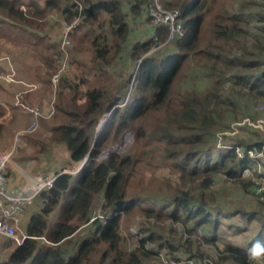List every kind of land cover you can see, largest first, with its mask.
Wrapping results in <instances>:
<instances>
[{
  "label": "trees",
  "instance_id": "obj_1",
  "mask_svg": "<svg viewBox=\"0 0 264 264\" xmlns=\"http://www.w3.org/2000/svg\"><path fill=\"white\" fill-rule=\"evenodd\" d=\"M42 1L40 6L30 0L28 10L22 0H0V34L21 33L19 44L30 52L38 83L29 89L0 80V100L12 111L10 116L0 104V149L33 118L15 104V96L31 106L49 101L53 93V113L40 118V130L28 134L13 160L29 169L38 156L59 155L61 148L66 156L51 166L57 174L52 187L36 195L39 209L27 219L26 237L0 264H160L159 251L171 259L248 264L256 248L264 257V210H257L264 201L256 200L249 212L256 211L260 221L247 246L227 244L218 254L209 253L201 245L216 236L196 233L200 226H216L222 209L217 192L199 186L201 176L224 174L245 193L255 181L241 176L242 170L257 177L264 173V158L246 153L260 150L264 137L254 133L248 140L235 138L232 148L215 147L216 133L229 125H220L227 119L224 112H236L233 94L264 101V0H162L180 11L183 35L166 41L167 28L157 26L152 37L131 45L118 0H78L80 11L74 0ZM100 8L107 19L98 18ZM145 9V0H131L132 15ZM49 13L65 22L79 16L68 58L76 72H63L55 91L51 76L60 41L51 40L48 31L58 23L46 20L45 30L39 22ZM153 46L162 53H150ZM178 73L181 79L172 87ZM127 130L133 134L131 149L100 159ZM83 159L76 176L59 172ZM158 166L168 167L178 181L146 182L145 171ZM97 203L104 218L89 221Z\"/></svg>",
  "mask_w": 264,
  "mask_h": 264
},
{
  "label": "rangeland",
  "instance_id": "obj_2",
  "mask_svg": "<svg viewBox=\"0 0 264 264\" xmlns=\"http://www.w3.org/2000/svg\"><path fill=\"white\" fill-rule=\"evenodd\" d=\"M22 1H24L23 5L25 7H26V4H30V0H22ZM145 1H146V9L144 12H145V15L147 16V18L149 19V21L151 22L152 26L154 27V29L157 26H162V25L153 24L152 18L149 17L147 14V0H145ZM161 1L162 0H159V2L163 5V3ZM38 2L40 4V6L43 4L42 0H38ZM23 5L21 6V8L23 10H25V12H26V8L28 9L29 7L27 6L25 8ZM81 5H82V3H81ZM163 7L166 9L178 10L177 8H167L164 5H163ZM98 11L104 12V10L101 8ZM58 15L59 14H57V13L45 14L39 22H41L44 25L45 30L48 27L46 24V20H50L51 23H53L55 21L58 23V24L55 23L54 27L48 31V35H49V38L51 40L56 41V42L60 41V43H59V47H60L61 43H62L61 35H62L63 26L65 23H70V22H65L64 19H61V17ZM77 17H76L77 18V24H76L75 28L72 29L67 35V39L69 41V44L66 46V50L68 51V54H69L68 58H70V49L73 50V45L77 41L75 39H76V34H77V28H78L77 25H78V21H79V16H77ZM136 27H138V26H136ZM163 27H165V26H163ZM3 32H8V31H3ZM167 32H168V30H167ZM10 34L11 35L0 34V66L2 67V70H0V77H1V75L6 77V75L4 73H7L15 81H9L8 77H6V78L1 77L0 80L4 81L5 83L19 82V83H22L25 86H27L29 89H34L36 86H38V83H37V79L34 77L35 65L31 61L30 52L27 51L26 48H24V46L19 44V43H21V39H20V37L22 36L21 33H19L18 31H11ZM55 34H57V35L55 36ZM144 36L145 37L140 41H144L146 39L147 36L146 35H144ZM28 40H30V38H28ZM173 40H175V39H173ZM134 41H136V40H131L130 43L128 42V44L131 45ZM157 47L158 46L151 47L149 52L157 54V55L159 53H162V51H160V49H156ZM155 49H156V51H155ZM263 55H264V52H262L261 57H263ZM56 66H57V60H56ZM75 68H76V66L74 64H72V63L70 64L68 62L67 68L64 70V73L68 72L67 74L69 75L70 73L76 72ZM57 69H58V66H57ZM182 70H184V68H182L180 70V72H182ZM180 79H181L180 73H178V76L174 80L172 87L174 86L175 82L180 81ZM59 80H60V78H59ZM116 81H118V79L114 80V82H116ZM30 84H34L35 87L32 88L31 86H29ZM58 85H59V81H58L57 87H58ZM52 88H53V86H52ZM40 94L44 95V92L41 91ZM52 95L53 96L50 98L49 101L46 99H42V101H44V102H42L41 104H34L31 106L40 107L42 109V111L45 112L46 110H48L50 108V106L53 107L54 94L52 93ZM233 99L235 100L236 107H237L236 112L235 113L224 112L225 118H227V119L225 122L224 121L221 122L220 125L223 126L226 123L231 124L232 122H236V121L240 122L245 118H250L251 120H258L259 119L258 122H259V125L261 126V129L260 128L255 129V128H253V127L251 128L250 126H247V125H242V127L239 129V131L237 133L232 134V135H228V136L225 135L219 141H221V143L225 144V145H233L232 142L234 141L235 138H244V139L248 140L250 138L255 137L254 133L258 134L259 138L264 137V101L261 99H258V100L253 99L249 96H239L237 94H233ZM15 100H18L17 96H15ZM15 100H14V102H15ZM18 102H19L18 104L21 105L20 103H22V102H20L19 100H18ZM0 104L3 105L7 109V114L10 112V116H11L12 111L8 110L6 103L4 101L0 100ZM22 104H24V103H22ZM53 110H54V108H53ZM40 118H44V117H40ZM40 118L38 119V124H39ZM103 119L102 120L100 119L101 121L99 122L98 127H97L98 130L100 129V125H101V122L103 121ZM27 123H28V121H27ZM30 124H31V122L25 128L15 132L13 135V138L11 139L12 141H10V143L7 144V146L5 145L0 150H5V149L12 147L15 135L18 132H25L22 135L23 137L20 140V142L15 146L14 154H15L16 150L22 149V147L26 143V141H25L26 137L28 136V134L30 132H32V131H30V132L25 131V129ZM38 124H37L36 128L33 130L34 133H36L40 130ZM228 127H229V125H228ZM132 143H133L132 131H130V130L124 131V133H122L120 135V137L118 138V140L114 144L107 146L106 148L109 147L108 149L105 148L106 150H104L101 157L102 158L106 157V156H104V154L107 155V154H109L110 151L124 153V152L128 151L129 149H131L130 147L132 146ZM215 147L220 149L217 145H215ZM56 152L57 151L51 152L46 156L45 155L44 156H42V155L38 156V158H39L38 162L33 163L29 167V169L23 168L22 166L18 165L17 162H14V160H13V165L8 166L6 168V172H8L9 168L13 171V174H11V175L8 174V182L10 184V187H12V188L17 187L19 184H21L22 181L25 180L27 175H33L36 173H39L44 177H53L54 176L56 178L57 174H55V172L51 170V166H53L55 163H57V164L61 163L62 164L63 163L62 158L66 156L65 150L62 148L58 150L59 155H56L55 154ZM14 154H13V156H14ZM61 156H62V158H61ZM84 160L85 159H83L81 161L85 163ZM81 161L75 163L73 166L62 168L61 170L59 169V172L65 173L63 171H66L67 173H69L73 176H76L80 172L82 167L79 169V171H77L75 173H74V171L76 168H78L81 165V163H82ZM255 168H256L258 173L261 172L260 162H258V165H256ZM12 176H14L13 181H9L10 180L9 178ZM241 176H243V177L252 176L253 180L255 181L253 183V185L250 187V189H248V191H246L245 193L240 192V189L234 184V182H230V181L226 180V176L224 174H218L215 176L203 175L198 179L199 186H201L203 188H208L209 191L213 190V191L217 192V200L222 206V209L220 210V213H219L220 214L219 217H216L218 219V223L216 224V226L214 224H211L209 226H200L196 230L198 237H201V235H204V234H206L207 236H211L212 234L214 236H216L215 240H213L212 243L203 242L201 245L202 248L209 253L214 252V253L218 254L219 251L223 250V248L227 244L228 245H236V246H242L241 244H245L247 246L248 241L257 233L260 220L256 216L257 215L256 211L253 212L254 213L253 215L249 214V212H251L253 210V208H255L254 203L257 202L256 200H258L259 202L264 201V196L262 199H260V198L256 197L253 193H251L252 187L257 182H259L260 175L257 177L252 173L251 169L245 168L242 170ZM144 178H145L146 182L150 180L155 184L164 183V181L168 178H171V181H178L177 176L170 174L168 167H166V166H158L157 168L155 167L153 171H150V170L145 171ZM44 188H46V187H44ZM44 188H42V189H44ZM34 197H33L34 199L32 198L33 201L31 200L30 203H28L24 206L23 212L18 217V220L16 223V226H17L16 236L20 240L22 239V241L26 237L24 226L27 222L29 215L33 211H37L39 209L38 200L36 199V196H34ZM260 206L261 205L259 204L257 207V210L259 212L264 210V207L260 208ZM249 216H250V218H249ZM96 217L102 218V219L104 218V215H102L100 213L99 203H97V206L94 207V210H93V212L89 218V221H92ZM173 225L176 227H179L180 231L181 230L183 231V228L181 225H176L174 223H173ZM130 230L132 233H135V231H136L134 229V227L133 228L130 227ZM138 237H141V236H138ZM17 245H18V242L15 239H11V238H8L6 236L0 235V262L7 259V257L11 253V251ZM135 245H136L135 242L130 243V248L135 247ZM146 245L148 248H152L150 243H148ZM257 260H259V261H257L256 263L264 262L263 257H258ZM211 262L213 263L212 260H211ZM24 264H28V263H24Z\"/></svg>",
  "mask_w": 264,
  "mask_h": 264
},
{
  "label": "built area",
  "instance_id": "obj_3",
  "mask_svg": "<svg viewBox=\"0 0 264 264\" xmlns=\"http://www.w3.org/2000/svg\"><path fill=\"white\" fill-rule=\"evenodd\" d=\"M76 5L78 6V10L82 9V5L78 0H74ZM147 14L152 18L153 24L165 26L168 30L166 41H172L173 39L179 38L183 35L182 22L180 19L181 13L176 9H166L159 2V0H147ZM78 18V17H77ZM77 18L70 23H65L62 30L61 35V46H60V57L57 59V71L51 77V83L53 86V90L57 89V84L61 74L67 68L68 65V51L66 50V46L69 44L67 39L68 33L75 28L77 24ZM158 49V47L156 48ZM6 77H8L9 81H15L11 78L7 73H4ZM2 78H6L1 75ZM0 77V78H1ZM32 88L35 87L34 84H30ZM15 103L18 104V100H15ZM25 109H27L33 116L31 124L25 129L26 132L33 131L37 124L38 119L40 117H49L53 113V107L50 106L48 110L45 112L42 111L40 107L37 106H28L26 104L20 103ZM259 120V119H258ZM258 120H251L250 118H245L240 122H232L229 124L228 128H224L219 130L216 133V145L219 148H232L233 145H225L222 144L220 139L225 135H232L239 131L242 125L250 126L251 128L261 129ZM25 132H18L15 135L13 146L0 150V235L6 236L11 239H15L18 244L22 242L16 236V223L18 217L23 212V208L26 204L30 203L32 198L39 193L42 188H51L54 182L55 177H44L39 173L33 175H27L25 180L21 182L17 187L12 188L8 182V172H6V168L8 166L13 165V154L15 151V146L22 139V135ZM109 148V147H108ZM106 148V149H108ZM104 149V150H106ZM104 150L100 154V159H104L107 157L104 154V158H102V154ZM239 156H241L240 150L237 148ZM252 158H264V143L260 146V150H246ZM85 161V160H84ZM82 162V161H81ZM84 162L75 169L74 173L79 171ZM262 168V167H261ZM262 170V169H261ZM67 173L66 171H63ZM262 172V171H261ZM44 177V178H43ZM9 181H13L14 176L9 178ZM45 189V188H44ZM251 193H253L256 197L262 199L264 196V173L261 175L259 182H257L251 189ZM159 262L160 264H211L210 260H202L198 261L195 258H180V259H171L163 251L158 252ZM258 257H263L261 254V248H256L248 254L246 258V262L248 264H264V262L256 263ZM264 258V257H263Z\"/></svg>",
  "mask_w": 264,
  "mask_h": 264
},
{
  "label": "crops",
  "instance_id": "obj_4",
  "mask_svg": "<svg viewBox=\"0 0 264 264\" xmlns=\"http://www.w3.org/2000/svg\"><path fill=\"white\" fill-rule=\"evenodd\" d=\"M118 3L121 7L122 13L126 14V23L129 26L127 41L129 43L131 40L140 41L145 37L144 35L147 36L146 39L152 37V35L154 34V27L152 26L151 22L147 20L145 12H142L139 15H132L130 11L131 0H118ZM97 15L99 19H107L109 16L107 13L102 11H98ZM82 31L85 32V29L80 31V35ZM79 56L81 57L82 54H79ZM119 74V71L116 72V75L119 76ZM241 245L242 247L245 246V244Z\"/></svg>",
  "mask_w": 264,
  "mask_h": 264
},
{
  "label": "water",
  "instance_id": "obj_5",
  "mask_svg": "<svg viewBox=\"0 0 264 264\" xmlns=\"http://www.w3.org/2000/svg\"><path fill=\"white\" fill-rule=\"evenodd\" d=\"M110 114H111V113H109V114L103 119V121L101 122L100 129L98 130V134L100 133V131H101V129H102V127H103L105 121H106L107 118L110 116ZM98 134H97V135H98ZM96 137H97V136H96Z\"/></svg>",
  "mask_w": 264,
  "mask_h": 264
}]
</instances>
